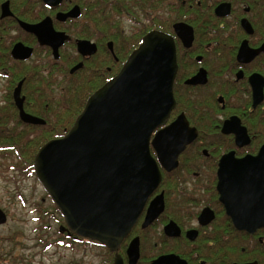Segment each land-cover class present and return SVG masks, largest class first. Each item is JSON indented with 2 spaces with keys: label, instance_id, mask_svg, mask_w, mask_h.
Returning a JSON list of instances; mask_svg holds the SVG:
<instances>
[{
  "label": "flooded vegetation",
  "instance_id": "af4514ba",
  "mask_svg": "<svg viewBox=\"0 0 264 264\" xmlns=\"http://www.w3.org/2000/svg\"><path fill=\"white\" fill-rule=\"evenodd\" d=\"M94 1L61 0L50 6L43 0H0V80L5 83L0 94V137L15 136L18 132L21 119L14 100L18 83L24 111L42 119L24 108L38 88L36 69L41 65L61 59L64 71L88 77L91 85L99 84L98 89L121 64L114 54L113 43L96 27L99 19L89 16L88 7ZM180 3L187 8L184 18L176 16L170 28L162 30L173 37L176 49L174 106L166 121L152 132L150 142L156 131L180 116L194 135L170 168L161 164L150 143L160 181L116 249L92 242L106 248L108 256V261L96 264H264V227L253 232L236 228L217 190L218 168L224 155L234 159L254 156L264 144V49L255 53L264 44V0H180ZM171 4L176 11L178 2ZM74 6L79 8L78 17L56 18L58 12L65 13ZM47 16L56 32L68 36L58 47L57 58L50 46L40 44L36 35L21 25L38 24ZM178 22L191 27V38L182 39L176 34L173 25ZM78 41H89L95 45V51L90 54L78 51ZM17 44L31 48L30 57L15 58L12 50ZM22 64L30 72L19 77ZM43 69L47 70L45 66ZM29 103L35 106L38 101ZM9 152L0 146V170L3 159H9L7 170L15 177H26L6 155ZM10 179L16 181L13 175ZM158 195H162L163 210L143 226L150 203ZM0 209L6 217L4 223L0 222L2 252V226L8 213L3 206ZM58 232L66 241L83 242L82 237L60 231L59 227ZM134 238H138V258L129 261L127 251ZM64 239L57 241L65 242ZM85 242L90 243L88 239ZM1 257L0 254V264H22L1 261Z\"/></svg>",
  "mask_w": 264,
  "mask_h": 264
},
{
  "label": "water",
  "instance_id": "95a60500",
  "mask_svg": "<svg viewBox=\"0 0 264 264\" xmlns=\"http://www.w3.org/2000/svg\"><path fill=\"white\" fill-rule=\"evenodd\" d=\"M43 1L56 6L61 0ZM79 14L78 6H74L65 13L58 12L56 18L65 20ZM21 25L34 33L40 44L50 46L55 58L58 47L68 39L54 30L48 16L38 24ZM173 28L182 39L191 38L192 29L186 23H175ZM109 46L112 50L111 42ZM77 49L90 54L95 45L78 41ZM261 49L264 44L255 53ZM31 53L32 49L22 44L12 50L18 59H27ZM176 68L173 37L156 29L148 31L118 73L88 97L66 134L38 149L33 159L34 175L63 217L60 231L98 241L111 250L128 234L161 177L150 143L161 164L170 168L194 135L180 116L156 131L150 142L152 132L166 121L174 106ZM20 88L18 83L14 89L20 119L44 124L41 118L24 111ZM217 190L236 228L253 232L264 227V144L254 156L234 159L224 155ZM163 205L162 195L156 196L143 226L163 210ZM5 220L0 209V222ZM127 252L129 261L137 260L138 238L130 242Z\"/></svg>",
  "mask_w": 264,
  "mask_h": 264
},
{
  "label": "trees",
  "instance_id": "16d2710c",
  "mask_svg": "<svg viewBox=\"0 0 264 264\" xmlns=\"http://www.w3.org/2000/svg\"><path fill=\"white\" fill-rule=\"evenodd\" d=\"M161 1L162 6H167V9L174 10L171 7L170 0H152L151 4L156 8ZM143 4H147L146 0H95L93 5L88 7L89 16L99 19V24L96 27L103 35H106L105 38L113 43L114 54L121 64L149 30L158 29L165 31L170 28L172 18L165 16L158 17V20H156L155 14H147L148 7ZM140 6L143 7L140 12L144 14V22L138 20L136 15L134 17V14H131L135 11V8L138 9ZM178 6L177 11L174 10V16L172 17L179 16L178 19H182L185 14L183 12H186L184 10L186 6L182 5L180 0H178ZM124 17L133 19L131 27L134 30L130 35H126L120 28ZM121 43L123 48H120ZM50 60L53 61V59ZM25 65L22 64V67H20L19 77L30 72V68H24ZM61 65L60 59L56 63L49 62L41 65L38 70L36 69L39 72V76L35 87L38 86V88L35 89L36 95H34V92L29 97V101H35L36 103L38 101V104H35V107L28 101L24 105L26 111L39 115L44 119L45 123L34 125L23 123L19 120L18 132L15 136L4 135L0 137V146L6 147L10 151L6 155L16 162L19 171L25 176L33 174V159L38 149L49 140L62 137L69 130L76 117L82 111L87 97L99 85H91L90 80L87 79L88 77H81L79 74H68ZM120 65L116 66L110 77L116 74ZM43 66L46 67V71ZM58 72L62 78L55 75ZM24 82L26 83L27 80L25 79ZM55 210L59 213L56 207ZM82 240V243H85V239L82 238ZM58 243L71 247L74 241L70 240L66 241V243L61 241ZM94 243L99 244L95 241Z\"/></svg>",
  "mask_w": 264,
  "mask_h": 264
},
{
  "label": "rangeland",
  "instance_id": "374dc122",
  "mask_svg": "<svg viewBox=\"0 0 264 264\" xmlns=\"http://www.w3.org/2000/svg\"><path fill=\"white\" fill-rule=\"evenodd\" d=\"M151 1L146 0L147 4H143L148 7L147 14H155L156 20L165 16L174 19V10L162 6V1L155 8ZM170 2L177 3L178 0ZM142 8H135L131 14L144 22ZM122 20L121 30L130 35L134 30L131 27L133 19L124 17ZM3 85L5 83L0 80V94ZM7 160L3 159L0 170V206L8 213L7 222L2 226L1 261H20L22 264H96L97 261H108L106 248L92 244L95 240L75 243L71 247L57 245L59 238L64 239V235L58 232V227L64 225L62 216L35 175L15 177L17 175L6 168ZM11 175L16 178L15 182L11 181Z\"/></svg>",
  "mask_w": 264,
  "mask_h": 264
}]
</instances>
